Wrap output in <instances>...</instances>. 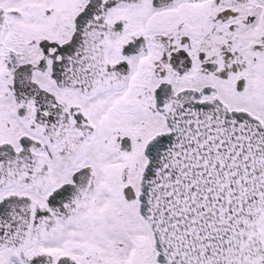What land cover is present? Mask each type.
Listing matches in <instances>:
<instances>
[{
	"label": "snow or ice",
	"instance_id": "snow-or-ice-1",
	"mask_svg": "<svg viewBox=\"0 0 264 264\" xmlns=\"http://www.w3.org/2000/svg\"><path fill=\"white\" fill-rule=\"evenodd\" d=\"M0 264H264V0H0Z\"/></svg>",
	"mask_w": 264,
	"mask_h": 264
}]
</instances>
